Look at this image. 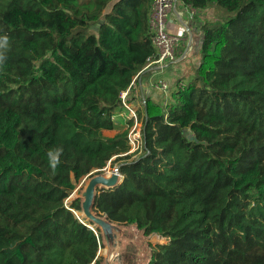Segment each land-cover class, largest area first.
<instances>
[{
	"label": "trees",
	"instance_id": "1",
	"mask_svg": "<svg viewBox=\"0 0 264 264\" xmlns=\"http://www.w3.org/2000/svg\"><path fill=\"white\" fill-rule=\"evenodd\" d=\"M180 1L221 17L191 26L193 73L147 100L128 161V132L104 130L157 57L153 0H0V264H99L100 231L65 200L108 162L123 181L97 209L165 241L151 264H264V0Z\"/></svg>",
	"mask_w": 264,
	"mask_h": 264
},
{
	"label": "built area",
	"instance_id": "2",
	"mask_svg": "<svg viewBox=\"0 0 264 264\" xmlns=\"http://www.w3.org/2000/svg\"><path fill=\"white\" fill-rule=\"evenodd\" d=\"M199 15L200 12L198 10L190 5L183 4L180 0H153L149 11V24L152 43L156 48L157 57L150 60L148 65L156 66L159 75L167 72L168 68L172 65L186 60L189 52L192 51L193 35L191 26L196 22L195 20ZM170 23L178 24L186 34L171 32ZM143 72L144 69L134 78L131 87L122 93L121 107L118 110H122L123 112L116 114L120 117H125L126 114L130 122L134 123L131 134L137 129L139 121L141 122L140 109L143 108L145 112L146 100L149 98V88L165 98L170 93L169 82L166 78L153 80L144 87L140 81L143 77ZM135 85H137L138 89L135 91V95L132 96L130 91ZM131 134L128 136L129 143L138 149L134 152H142L143 127L134 134V137H131ZM135 142L138 143L137 146Z\"/></svg>",
	"mask_w": 264,
	"mask_h": 264
},
{
	"label": "water",
	"instance_id": "3",
	"mask_svg": "<svg viewBox=\"0 0 264 264\" xmlns=\"http://www.w3.org/2000/svg\"><path fill=\"white\" fill-rule=\"evenodd\" d=\"M122 181L119 167L109 173L93 171L85 177L78 194L72 196V202L80 203V217L71 210L88 228L100 231L103 249L99 253V264H151L153 247L146 230L136 224L114 222L97 209L98 195L117 187Z\"/></svg>",
	"mask_w": 264,
	"mask_h": 264
},
{
	"label": "rangeland",
	"instance_id": "4",
	"mask_svg": "<svg viewBox=\"0 0 264 264\" xmlns=\"http://www.w3.org/2000/svg\"><path fill=\"white\" fill-rule=\"evenodd\" d=\"M219 15H220V12L217 11V10H215V9H210V10H207V12H203V13H201V14L198 16V18L195 20V21L197 22V27H196L197 30H199V28H200L199 23H201V22L204 21V20H205V21H206V20H211V21H213L214 19H216V18H218V17H221V16H219ZM199 17H200V18H199ZM196 22H195V23H196ZM195 23H194V24H195ZM181 30H182V29H181ZM170 31H171V32H175L174 30L172 31L171 28H170ZM180 33H181V34H186V32L183 31V30L180 31ZM185 41H186V40H185ZM193 45H194V38H193L192 50H193V48H194ZM196 50H197V48H196ZM196 50H195V52H196ZM193 51H194V50H193ZM193 51H191L192 54H193V56H192L191 52H189V54H191L190 57H189V59H188V57H187V59L184 60L183 63L181 64L182 66H181V69H180L179 71H180L181 74H182V76H180V77H183L182 79L188 80V79H189V76H191L192 73H193V64H195V62H196V60L193 61V59L191 58V56H192V57H195V54H196V53H194ZM189 54H188V56H189ZM137 89H138V88H137V85L133 86V87L131 88L130 94H131L132 96H134V95H135V91H136ZM162 99H167V101L160 100L161 102L164 101L165 106L170 105V103H171L170 100H172V99H171V94L169 93V94L167 95L166 98H165V97H162ZM146 101H147V100H146ZM120 112H123V111H122V110H118V109L114 111V113H113V116H114V117H112V121H113V123H115V130H104V134H105L106 136L113 137V136H115L117 133H119V132H124V131H127V132H128V136L131 134V131H132L133 128H134V123L132 124V123L130 122V120L128 119V117H127L126 114H125V117H120L119 115H116V114H119ZM143 112H144V111H143V108H141L140 111H139V115H140V118H141V119H140L141 122L139 121L137 129H136L134 132H132L131 137H134V134H136V133H137L142 127L144 128V119H143V116H142V113H143ZM141 124H142V127L140 128ZM141 136H142V135H141ZM129 145L131 146V150H130L127 154H132L133 156H131V157L129 158L128 161H131V160H134V159L139 158L140 155H138V156L136 157V155H135L136 152H134V151L138 150L137 147L134 148V147L132 146L131 143H129ZM135 145L137 146L138 143L135 142ZM127 154H122L121 156H125V155H127ZM121 162H122V161H121ZM119 163H120V162H119ZM119 163H117L116 165H113V164H111V162H108L107 165H106L102 170H99V172H103V173L113 172L114 169L117 168V167L120 165ZM121 164H122V163H121ZM84 181H85V178H83L82 180H80V181L76 184V189H75V191L73 192V194H72L69 198H67V199L65 200V204H66L67 207H69V206L73 203V202H72V196H73L74 194H78L79 190H80V189L82 188V186H83ZM76 213H77V212H76ZM77 215L80 217V212H78ZM93 231L96 232L97 230H93ZM150 240H151V242H152V244H153L154 246H156V244H157L158 242H160V243H165V241L162 240L159 236H156L155 238L152 237V238H150Z\"/></svg>",
	"mask_w": 264,
	"mask_h": 264
},
{
	"label": "crops",
	"instance_id": "5",
	"mask_svg": "<svg viewBox=\"0 0 264 264\" xmlns=\"http://www.w3.org/2000/svg\"><path fill=\"white\" fill-rule=\"evenodd\" d=\"M170 28L172 31L173 30L175 31L174 33L181 34L180 31H182V30L178 26V24L176 25V24L170 23ZM195 40H196V42H195ZM195 40H194L193 50L196 48L197 49L200 48V43L198 41L199 38L195 37ZM191 54H192V52H191ZM190 55L188 56V59H189ZM182 63H183V61L172 65L171 67L168 68L167 72H165L162 75L158 74V72L156 70V66H150V64H149L147 67L144 68L143 77L141 78L140 81L142 82L143 86L146 87L147 84L153 80H156L159 78H166L169 82L170 94H171V99H172V93L176 90V82H178L179 77L182 76L181 72L179 71L181 69ZM148 92H149V98L148 99H154L159 103H162V104L164 103L165 99H162V97H164V96L154 92L150 88H149ZM160 100H164V101L161 102ZM172 100H170V101H172Z\"/></svg>",
	"mask_w": 264,
	"mask_h": 264
},
{
	"label": "clouds",
	"instance_id": "6",
	"mask_svg": "<svg viewBox=\"0 0 264 264\" xmlns=\"http://www.w3.org/2000/svg\"><path fill=\"white\" fill-rule=\"evenodd\" d=\"M8 47L9 37L7 35L0 36V67H2L7 60V56L5 53ZM62 152V148L49 149V151L47 152L48 163L53 173H55V170L60 163Z\"/></svg>",
	"mask_w": 264,
	"mask_h": 264
},
{
	"label": "bare ground",
	"instance_id": "7",
	"mask_svg": "<svg viewBox=\"0 0 264 264\" xmlns=\"http://www.w3.org/2000/svg\"><path fill=\"white\" fill-rule=\"evenodd\" d=\"M76 214H78V212ZM95 233H97V231Z\"/></svg>",
	"mask_w": 264,
	"mask_h": 264
}]
</instances>
